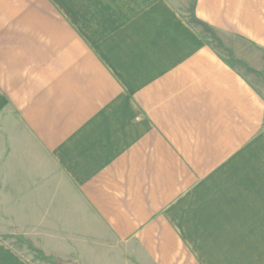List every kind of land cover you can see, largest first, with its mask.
I'll return each mask as SVG.
<instances>
[{
    "label": "crops",
    "instance_id": "1",
    "mask_svg": "<svg viewBox=\"0 0 264 264\" xmlns=\"http://www.w3.org/2000/svg\"><path fill=\"white\" fill-rule=\"evenodd\" d=\"M0 264H264V0H0Z\"/></svg>",
    "mask_w": 264,
    "mask_h": 264
}]
</instances>
